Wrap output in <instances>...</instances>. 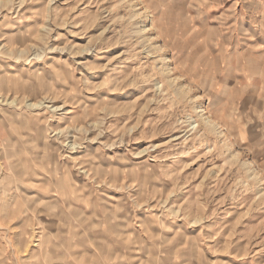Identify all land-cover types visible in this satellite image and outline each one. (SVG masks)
Returning a JSON list of instances; mask_svg holds the SVG:
<instances>
[{
  "label": "clouds",
  "instance_id": "obj_1",
  "mask_svg": "<svg viewBox=\"0 0 264 264\" xmlns=\"http://www.w3.org/2000/svg\"><path fill=\"white\" fill-rule=\"evenodd\" d=\"M26 2L3 0L0 14L20 15ZM115 7L125 14L109 24L120 25L109 47L126 45L125 59L142 61L120 83L144 84L167 106L161 131L182 138L155 156L157 146L129 147L134 129L114 128V101L92 95L113 90L111 72L94 84L88 61L38 44L35 28L9 34L15 17L0 18V264H212L203 252L215 235L205 222L226 211L216 200L223 189L188 188L186 165L164 161L206 146L237 166L234 175L264 184V0Z\"/></svg>",
  "mask_w": 264,
  "mask_h": 264
},
{
  "label": "rangeland",
  "instance_id": "obj_2",
  "mask_svg": "<svg viewBox=\"0 0 264 264\" xmlns=\"http://www.w3.org/2000/svg\"><path fill=\"white\" fill-rule=\"evenodd\" d=\"M2 2L3 0H0V3ZM116 3H119V0H115V3L114 0H53L49 7L48 0H28L19 9L20 15L16 12L9 14L5 9L0 18L6 15L15 17V28L8 29L9 34H14L16 29L23 31L35 28L32 36L38 44L43 42L48 47L63 48L65 51L57 53L58 55L71 57L81 63L88 61L93 68L91 75L99 77L92 81L94 84H103L104 78L111 72L113 84L110 86L113 90L109 92L107 87H101L92 95H103L107 100L114 101L112 107L117 110V115L109 117V122H115L114 128L134 129L131 134L132 144L129 147L136 146L142 150L157 146L150 153L155 156L171 144L177 143L182 138L181 132L179 129L172 132L161 131L167 124V121L161 118L167 106L158 107L152 99V92L144 84L120 83L122 74L130 76L135 69L141 67L142 61L125 59L126 45L109 47L113 31H118L120 27L117 23L110 29L109 24L116 18L117 11L121 16L125 14L123 9H116ZM109 9L112 10L111 13L108 12ZM222 12V8H212L209 15H219ZM21 16L27 19H22ZM45 28L52 29L47 37L44 35ZM57 35L60 39H53ZM140 55L144 56L143 53ZM144 59L150 58L144 56ZM183 80L184 77H180L179 82L182 83ZM56 103L60 104L61 101ZM254 123L257 122L245 126L246 135L249 137ZM52 124L55 126L56 122L52 121ZM148 155L149 153H146L137 159H145ZM237 155L242 157L245 154ZM253 155L251 152L247 154L250 163ZM164 163L186 165L182 171L180 168L175 170L181 171V180L184 177H192L191 183L187 184L188 188L196 185L204 190L208 187L223 189L216 193V200L222 201L221 208L226 211L219 212L205 222L214 230L215 240L210 242L213 251H205L203 256L212 264H264V184L246 179L242 175H234L237 173V166L230 164L222 156H217L206 146L196 153L180 156L178 161L168 159ZM182 195L183 192L176 194ZM175 198L174 196L173 199Z\"/></svg>",
  "mask_w": 264,
  "mask_h": 264
},
{
  "label": "crops",
  "instance_id": "obj_3",
  "mask_svg": "<svg viewBox=\"0 0 264 264\" xmlns=\"http://www.w3.org/2000/svg\"><path fill=\"white\" fill-rule=\"evenodd\" d=\"M15 226V225H14Z\"/></svg>",
  "mask_w": 264,
  "mask_h": 264
}]
</instances>
